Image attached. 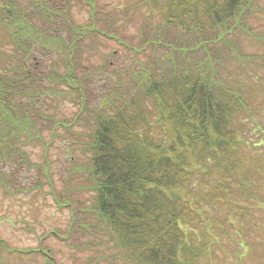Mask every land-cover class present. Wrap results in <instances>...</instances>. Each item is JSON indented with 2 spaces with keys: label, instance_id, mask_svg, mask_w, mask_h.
<instances>
[{
  "label": "trees",
  "instance_id": "1",
  "mask_svg": "<svg viewBox=\"0 0 264 264\" xmlns=\"http://www.w3.org/2000/svg\"><path fill=\"white\" fill-rule=\"evenodd\" d=\"M79 1L88 20L49 0H0V161L16 153L28 161L27 144L42 145L46 157L56 144L70 163L60 193L50 161L38 166L58 208L70 210L65 235L49 228L39 243L75 236L78 251L94 248L74 264H201L218 237L233 238L216 228L227 218L262 256L264 242L250 231L261 227L256 211L264 209V91L252 66H264V55L246 53L240 35L264 46V28L248 21L259 0H142L149 12L130 35L121 30L126 9ZM106 39L118 48L97 68L82 61ZM47 42L57 54L33 61ZM57 100L74 105L70 116ZM8 176L1 172L2 186ZM215 207L224 215L209 222Z\"/></svg>",
  "mask_w": 264,
  "mask_h": 264
},
{
  "label": "rangeland",
  "instance_id": "2",
  "mask_svg": "<svg viewBox=\"0 0 264 264\" xmlns=\"http://www.w3.org/2000/svg\"><path fill=\"white\" fill-rule=\"evenodd\" d=\"M70 1V3H65V0H49V4L57 9V11H64L69 8L72 17L76 21L88 20L89 16L85 6L82 5L79 0ZM139 1L142 0H98V2L103 6L105 5L106 8L118 11L127 10L128 24L126 28L121 30L129 35L131 33H137V26L144 23L145 14L149 12V9L145 8L144 4H140ZM258 2L259 5L262 6L261 11H257L258 9H256L254 13H251V15L249 14L250 16L248 17V21L253 29L264 28V0H259ZM155 11L156 9L154 12ZM120 21H122V19ZM240 35L243 50L246 53L259 52L256 57L262 54L264 55V46L260 39L256 42L247 34L242 33ZM258 38L260 37L258 36ZM46 45L49 50L46 48L42 49L40 46L35 49L32 56L33 61L37 59L43 63L50 59L49 57L54 56L55 53L57 54L56 50H54L55 52L50 50L51 46L48 42ZM117 45V41L106 39L105 43L98 44L99 49H96V54L87 55L84 51L82 61L97 68L103 56L112 48H118ZM56 47L59 48L58 45ZM120 52L121 58L128 54L127 51L124 52L121 50ZM111 61L116 63L117 59L111 57ZM252 66L256 68V71H259L261 76L259 77L260 79L254 81V83L256 84L258 81V90L260 91L263 89L264 91V66H259L254 63H252ZM61 68H63L62 65L59 67V70H61ZM93 86L99 91L100 86L97 84ZM248 96V101L250 103H252L253 99L258 100V97L255 95ZM93 102L94 101H91V103ZM55 104H58V109L65 113L66 116L71 115L72 108H74L73 104L70 102L62 104L60 100H57ZM51 109L52 107H49L46 111L51 112ZM43 135L46 140L49 138L48 131L44 130ZM247 135L249 136L250 134L247 133ZM251 137L256 139L258 134L252 133ZM56 143L59 144V147L63 145L60 140ZM24 148L29 153V157L27 158L28 161L23 160L21 155L17 153L14 154L13 161H0V178L1 172L3 171L7 172L9 175L6 186H2L0 183V264H46L44 252H46L49 257H55V264H74V261L83 259L86 254L95 252L93 250L94 248L78 251L74 246L77 243V240H74L75 236L74 238L70 237L68 244L64 243L53 234L45 237L41 243L38 241V237L44 234L49 228H57L56 230L58 233L65 235L67 230L66 226L70 220V210L67 207L58 208L53 195L49 193V184L46 181V177L39 171L38 166L40 163L44 162V158L50 161L49 177L53 181L55 189L60 193L59 190L64 186L63 177L66 174V169L70 167V163L65 160L63 147L57 148L56 144L49 148L46 157L41 155L42 145L27 144L24 145ZM39 180L43 182L41 188L36 185ZM82 194L86 195V192L81 193V195ZM250 202L255 206L252 200ZM254 202L257 203L256 200ZM74 204L77 205L75 202ZM259 205L264 206V202L260 201ZM206 208L208 209V207ZM251 212H253V210ZM256 212L261 227L256 229L255 232L250 231V236L251 239L254 238L264 242V209H259ZM223 213L224 212L218 207H215L209 209L205 215L208 217H206V219L210 222L215 215L223 216ZM230 223L229 219L224 218L216 224V228L218 230L227 229L231 231L234 239L231 238V241H228L225 237H220L222 239L221 241L219 237L218 240H216L215 234L212 235V239L216 240L217 246L214 244L210 246L214 251L212 254H209V256H204L201 264H264V260H262L264 254L262 257L252 252L253 247L249 248L248 246V239L250 238L244 236L242 227L237 222L236 224ZM208 225V223H205L207 229L210 228ZM187 228L191 229L190 227ZM88 235L89 234L84 231L80 238L86 239L89 237ZM97 236L99 237L98 234ZM38 247H42L43 250L32 252L29 250L30 248ZM74 254L78 255V257L75 258L73 256ZM213 254H215V256H213V259L209 260L208 258ZM106 263L105 260L100 261V264ZM118 264H121V260H118Z\"/></svg>",
  "mask_w": 264,
  "mask_h": 264
}]
</instances>
